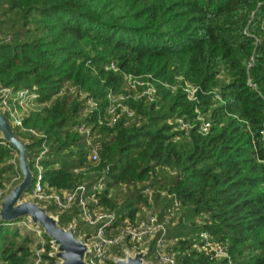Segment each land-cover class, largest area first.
Here are the masks:
<instances>
[{"label":"trees","instance_id":"1","mask_svg":"<svg viewBox=\"0 0 264 264\" xmlns=\"http://www.w3.org/2000/svg\"><path fill=\"white\" fill-rule=\"evenodd\" d=\"M125 73L147 76L155 97H128L133 115L108 124V93L129 92ZM66 82L94 108L58 94ZM0 86L36 93L13 129L33 173L47 146V186H91L103 176L97 195L117 222L146 209L166 221L176 264H264V0H0ZM82 121L101 132L97 162L73 128ZM13 148L0 142V189L20 174ZM45 207L81 233L77 207ZM12 226L0 219V263L27 264L34 235Z\"/></svg>","mask_w":264,"mask_h":264},{"label":"built area","instance_id":"2","mask_svg":"<svg viewBox=\"0 0 264 264\" xmlns=\"http://www.w3.org/2000/svg\"><path fill=\"white\" fill-rule=\"evenodd\" d=\"M252 36L254 40H257L256 36L253 34ZM106 68L117 69V66L114 62H110L106 65ZM124 78L127 83L128 93H108V103L104 110V118L108 124L117 122L123 113L133 115V110L125 101L128 97H145L149 100H153L155 97V87L147 76L125 73ZM247 83L254 85L249 79H247ZM190 92H193V89ZM63 93L75 94L80 99H84L87 105L86 111L92 110L95 106L93 97L76 84L66 82L58 90V94ZM35 96L36 93L33 90H14L7 86H0V107L5 111L12 126H22L24 109H29L28 106L25 107L24 105H27L29 99ZM24 99L28 101L24 102ZM177 120L180 122L179 128L187 129L189 127L187 123L182 122L181 117ZM209 125V121H204L200 129L206 131ZM73 128L83 136L89 160L97 162L102 148L101 132L86 121L75 122ZM28 130L38 136H43L42 133L35 129L29 128ZM0 142L7 144L3 139ZM47 149L44 143L41 144V149L33 158V166L35 168L33 175L35 179L32 189L25 191L26 195L38 203L41 202V205L52 204L58 212L69 210L74 206L77 207L81 223L89 227L88 230H84L81 227V233L77 234V236H83L87 244V251L84 257L86 264H113L116 257H126L137 251H144V257L147 259L148 256L152 259L154 258L156 264H176L175 253L169 248L170 241L166 237V221L159 220L156 214L149 210L150 212L146 213L144 217H138L134 221L125 218L122 222H117L116 212L105 208L100 203L97 195L105 186L103 176H100L91 186H87L84 182H78L72 187L65 189H55L47 186L42 181V166L40 164V159ZM17 156L18 152L14 149L11 162L16 163ZM16 164L18 166V163ZM20 176L21 172L0 189V199ZM152 191L150 187L144 188V193L148 195H151ZM15 225L20 229L21 233L30 231L34 235V240L29 245L27 264H55L59 260L53 256L57 249L56 246L38 224L31 222L27 217H23ZM200 235L207 239V233H200ZM202 247L211 249L216 257L227 256V251L220 244L206 241Z\"/></svg>","mask_w":264,"mask_h":264},{"label":"water","instance_id":"3","mask_svg":"<svg viewBox=\"0 0 264 264\" xmlns=\"http://www.w3.org/2000/svg\"><path fill=\"white\" fill-rule=\"evenodd\" d=\"M0 139L5 140L17 150L18 167L22 174L19 182L15 183L0 199V219L5 221L28 216L30 221L42 227L54 245L53 256L59 260L55 264H86L85 254L87 244L83 236L75 233V222L63 227L58 223L57 216L49 212L45 205L32 200L23 199L24 192L29 188L33 172L28 164V145L26 140L19 138L9 122L5 111L0 107ZM145 252L137 251L132 255L115 258L113 264H152L144 259Z\"/></svg>","mask_w":264,"mask_h":264},{"label":"rangeland","instance_id":"4","mask_svg":"<svg viewBox=\"0 0 264 264\" xmlns=\"http://www.w3.org/2000/svg\"><path fill=\"white\" fill-rule=\"evenodd\" d=\"M25 107L26 106H28V107H30V106H32V107H35V104H31V103H28L27 105H24ZM21 110V109H20ZM26 111H28V108L26 109H24V113L26 112ZM17 163H18V161H17ZM23 199H25V200H32V201H36V200H34L33 198H29L27 195H26V192H24V195H23ZM40 204H42L41 202H39ZM148 212H150L149 211V209H146V212H144V213H148ZM27 218H29L28 216H26ZM30 219V218H29ZM79 221H80V219H78ZM20 221V218H15V219H12V220H10V223H11V226L12 225H15L17 222H19ZM134 221V220H133ZM81 225H82V228H84L85 226L81 223ZM13 227V226H12ZM42 228V227H41ZM76 234H77V232H75ZM145 258V257H144ZM145 260L146 261H149V262H151V263H153V264H156L155 262V260H154V258L152 259L151 257H148V259L147 258H145Z\"/></svg>","mask_w":264,"mask_h":264}]
</instances>
